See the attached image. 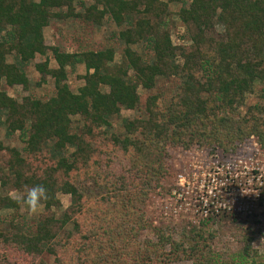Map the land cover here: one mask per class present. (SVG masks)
<instances>
[{"label":"trees","instance_id":"1","mask_svg":"<svg viewBox=\"0 0 264 264\" xmlns=\"http://www.w3.org/2000/svg\"><path fill=\"white\" fill-rule=\"evenodd\" d=\"M173 4L181 5L177 16L191 43L180 54L171 40ZM72 18L119 27L120 60L112 47L70 53L48 46L45 30L53 20ZM217 27L223 38L208 35ZM38 56L45 61L33 63ZM32 64L41 82L53 80L55 95L46 101L31 94ZM80 66L84 85L74 91L69 73ZM170 78L182 84L167 106L161 93L152 92L160 79ZM260 84L264 0H0V187L23 194L42 185L47 191L34 230L24 219L0 227V264H49L44 254L52 264H219L213 234L203 226L184 228L180 238L159 229L156 241L141 239L148 191L163 187L170 175L163 163L154 167L144 158L166 154L169 143L187 147L196 140L225 151L252 136L264 145V103L240 112ZM5 85L22 86L30 95L19 101ZM140 88L147 94L144 108ZM123 109L137 116L122 118ZM16 133L26 156L4 142ZM29 158L43 159L45 169L33 172ZM88 179L103 193L86 195ZM60 194L70 197L65 210ZM259 196L264 206V188ZM20 201L0 194V215L20 210ZM242 242L238 260L222 264H263L253 235Z\"/></svg>","mask_w":264,"mask_h":264},{"label":"rangeland","instance_id":"2","mask_svg":"<svg viewBox=\"0 0 264 264\" xmlns=\"http://www.w3.org/2000/svg\"><path fill=\"white\" fill-rule=\"evenodd\" d=\"M86 4L92 0H81ZM80 11L81 5H77ZM181 5H171L176 27L171 31L173 46L178 49L190 46L185 28L178 19L177 13ZM120 28L112 21H108L102 27H96L92 23L72 18L68 20H53L45 30V40L48 46H57L66 52H81L86 50H103L112 47L117 53L118 60L124 49V44L119 40ZM209 36L223 38L220 27L208 32ZM141 54L143 48L136 47ZM51 66H55L54 59L49 54ZM45 57L38 56L33 63L44 62ZM177 63H183L178 55ZM32 64L27 68L30 80L33 83L31 94L35 98L48 100L55 95L53 80L44 77L41 82V74L34 71ZM85 74L84 67L70 70L69 84L72 90L77 91L84 85L81 78ZM40 83V84H38ZM179 78L160 79L158 86L152 94L161 93L164 104L169 106L172 99L179 94L181 87ZM8 94L19 101L30 95L22 86L8 87ZM264 85L260 84L256 92L248 96L246 104L240 108L244 115L250 105L264 103L261 96ZM142 95L141 107L146 104L147 94L140 88ZM262 97V98H261ZM137 113L133 110L123 109L122 118L134 119ZM82 121L77 119L75 127L81 126ZM113 125L120 128L119 120L115 119ZM4 134V128L1 130ZM9 148H17L22 152L24 144L16 133L12 137L4 138ZM166 154L153 152L144 158L146 164L154 167L164 164L170 175L162 181L163 187H155L148 191L142 213L147 222V227L141 233V239L156 241L159 229L174 233L175 238H180L181 231L193 226L205 227V230L213 234L211 247L213 256L223 261H231L243 248L242 238L253 235L255 249L263 254L264 250V206H259V195L264 188V145L255 136L238 143L236 147L224 150L206 142L196 140L187 147L185 145L165 146ZM26 156V153H23ZM47 154V153H43ZM43 157L44 158V156ZM31 169H45L43 159L29 158ZM183 178V183L179 178ZM86 195L102 194L92 179H88L83 185ZM166 188V190H164ZM0 194L21 200L22 194L11 187L1 188ZM63 209L70 205V197L59 195ZM40 212L30 214L25 207L18 211L4 210L0 215L2 221L0 227L5 228L11 220L23 221L29 229L34 230ZM60 213H58L59 215ZM205 225V226H204ZM47 263L52 264L53 258L44 254L42 257ZM264 264V258H263ZM238 263V261H236ZM174 264H193L192 261L178 262ZM239 264V263H238Z\"/></svg>","mask_w":264,"mask_h":264},{"label":"clouds","instance_id":"3","mask_svg":"<svg viewBox=\"0 0 264 264\" xmlns=\"http://www.w3.org/2000/svg\"><path fill=\"white\" fill-rule=\"evenodd\" d=\"M179 182L183 183V178H179ZM47 199V191L42 185H34L26 188L22 194L20 201L21 206L25 207L30 214L37 213L42 208V201Z\"/></svg>","mask_w":264,"mask_h":264}]
</instances>
